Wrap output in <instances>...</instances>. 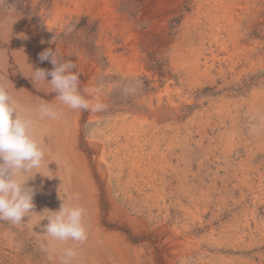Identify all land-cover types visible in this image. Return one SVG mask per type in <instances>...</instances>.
<instances>
[{
  "label": "rangeland",
  "instance_id": "1",
  "mask_svg": "<svg viewBox=\"0 0 264 264\" xmlns=\"http://www.w3.org/2000/svg\"><path fill=\"white\" fill-rule=\"evenodd\" d=\"M0 4H5L0 8V79L10 92L15 87L36 95L28 77L31 65L52 70L54 66L38 56L58 48L65 60L77 64L73 71L81 72L82 83L101 89L98 101L101 94L109 99L102 101L107 110L99 112L101 122L95 127L123 118L142 98L154 108L160 104L162 117L176 116L172 109L179 104L186 150L183 167H190L191 175L204 183H214L213 197L223 200L217 231L228 224L239 233L244 223L245 251H233L231 256L264 263V0H0ZM53 93L46 101L56 96ZM85 125L86 133L93 129L87 121Z\"/></svg>",
  "mask_w": 264,
  "mask_h": 264
},
{
  "label": "bare ground",
  "instance_id": "2",
  "mask_svg": "<svg viewBox=\"0 0 264 264\" xmlns=\"http://www.w3.org/2000/svg\"><path fill=\"white\" fill-rule=\"evenodd\" d=\"M78 73L80 76L81 72ZM85 84L80 81L81 90L88 87ZM30 87H34L32 82ZM48 87L41 82V90L34 87L36 95L15 87L11 91L24 110L26 106L25 114L33 105L50 103L62 116L34 124V136L46 152L43 171L51 177L38 173L27 182L35 189V212L30 220L25 217L19 226L0 221V264H60L63 248L69 246L77 251L73 264H259L242 255L231 256L233 251H245V224L240 225L239 233L228 224L217 231L215 224L223 215V203L213 197L215 184L204 183L202 178L191 175L190 167H183L186 150L179 104L172 109L176 116L162 117L160 104L154 108L150 100L146 98L144 102L142 98L133 104L131 113L124 114L125 118H114L106 121L105 126L95 127L101 122L99 112L107 109H67L55 97L46 101L53 93L45 91ZM101 95L102 103L106 95ZM89 102L93 103L90 99ZM127 114H132L131 119ZM84 119L94 124L87 133ZM210 140L208 137L207 141ZM223 152L227 156V149ZM75 194L78 200L71 198ZM62 200L85 210L88 238L82 244H53L43 233V225L48 223L44 216L50 214L49 210H59Z\"/></svg>",
  "mask_w": 264,
  "mask_h": 264
},
{
  "label": "clouds",
  "instance_id": "3",
  "mask_svg": "<svg viewBox=\"0 0 264 264\" xmlns=\"http://www.w3.org/2000/svg\"><path fill=\"white\" fill-rule=\"evenodd\" d=\"M63 57L57 48H48L39 54L41 62L49 61L54 67L49 71L33 69L31 65L28 77L34 87L41 90L39 85L46 82L49 87L45 91L55 92V100L70 110H104L106 105L98 101L100 89L83 87L81 90L79 73L73 71L77 64ZM86 97L97 102L90 103ZM61 116L62 112L50 103H40L25 114L23 106L0 79V221L19 226L25 222V217H29L28 220L32 218L35 189L27 182L38 173L51 177L43 171L46 152L34 136V124L37 121L59 120ZM71 198L78 200L79 196L75 194ZM49 213L44 216L48 223L43 225V233L51 243L67 244L72 241L82 244L87 240L85 210L82 207L65 204L62 200L59 210H49ZM76 256L75 247H65L60 264H73Z\"/></svg>",
  "mask_w": 264,
  "mask_h": 264
}]
</instances>
